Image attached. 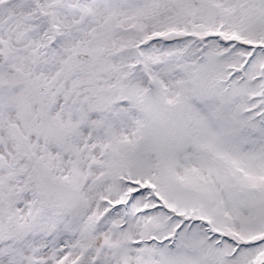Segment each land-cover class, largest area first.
<instances>
[{"label": "snow or ice", "instance_id": "6c2138e0", "mask_svg": "<svg viewBox=\"0 0 264 264\" xmlns=\"http://www.w3.org/2000/svg\"><path fill=\"white\" fill-rule=\"evenodd\" d=\"M0 264H264V0H0Z\"/></svg>", "mask_w": 264, "mask_h": 264}]
</instances>
